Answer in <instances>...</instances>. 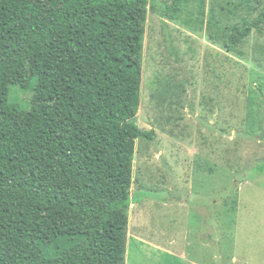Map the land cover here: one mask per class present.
Instances as JSON below:
<instances>
[{
  "label": "trees",
  "instance_id": "trees-1",
  "mask_svg": "<svg viewBox=\"0 0 264 264\" xmlns=\"http://www.w3.org/2000/svg\"><path fill=\"white\" fill-rule=\"evenodd\" d=\"M148 6L0 0V264H125L134 141L152 140L132 122ZM262 24L264 12L228 43ZM12 86L31 90L30 111Z\"/></svg>",
  "mask_w": 264,
  "mask_h": 264
},
{
  "label": "rangeland",
  "instance_id": "rangeland-1",
  "mask_svg": "<svg viewBox=\"0 0 264 264\" xmlns=\"http://www.w3.org/2000/svg\"><path fill=\"white\" fill-rule=\"evenodd\" d=\"M151 5L132 122L152 140L134 141L125 264H264V175L248 174L264 161V24L228 43L264 0ZM31 96L8 101L28 112Z\"/></svg>",
  "mask_w": 264,
  "mask_h": 264
},
{
  "label": "crops",
  "instance_id": "crops-1",
  "mask_svg": "<svg viewBox=\"0 0 264 264\" xmlns=\"http://www.w3.org/2000/svg\"><path fill=\"white\" fill-rule=\"evenodd\" d=\"M239 257H246L249 260V257L245 254V253H241V255H239ZM251 260L255 263V252H254V258H251ZM208 261L210 262V257H208ZM191 264H197V262L192 259L190 261Z\"/></svg>",
  "mask_w": 264,
  "mask_h": 264
}]
</instances>
